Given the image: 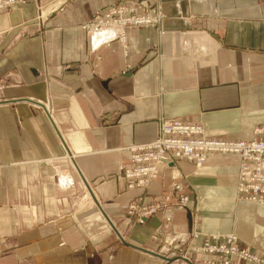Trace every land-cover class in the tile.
Listing matches in <instances>:
<instances>
[{
    "label": "crops",
    "instance_id": "1",
    "mask_svg": "<svg viewBox=\"0 0 264 264\" xmlns=\"http://www.w3.org/2000/svg\"><path fill=\"white\" fill-rule=\"evenodd\" d=\"M118 3L151 20L95 18ZM41 13L35 34L13 30ZM163 117L228 140L264 126V0H23L0 12V264H109L110 223L176 257L123 246L110 264H208L217 255L199 247L227 233L263 254L264 205L237 201V155L176 159L147 188L127 186L129 147ZM134 199L156 209L131 224Z\"/></svg>",
    "mask_w": 264,
    "mask_h": 264
},
{
    "label": "built area",
    "instance_id": "2",
    "mask_svg": "<svg viewBox=\"0 0 264 264\" xmlns=\"http://www.w3.org/2000/svg\"><path fill=\"white\" fill-rule=\"evenodd\" d=\"M15 0H0V8L14 3ZM137 5L118 3L103 11V17H95L104 23L140 24L150 21L149 16L141 14ZM104 19V20H101ZM254 137L248 140H228L209 138L200 123L185 122L175 117H163L159 121L157 136L146 143L133 144L129 147L130 159L122 166V174L129 188H147L158 176V167L173 160H188L196 167L202 165L212 153H231L239 157L237 174V195L241 198L264 205V126L253 129ZM179 184L172 185V191L178 193L172 204L171 195H164V201L175 207H183L187 194L179 193ZM137 199L130 203L128 213L137 210ZM140 208V207H139ZM155 207L140 208L141 216L155 211ZM142 211L143 214H142ZM180 237V235H179ZM214 242H205L199 247L200 252L207 251L217 255V260L208 264H236L234 258L248 263L264 264V258L252 253L247 247L240 246L235 236L227 234L212 237ZM174 240V239H173ZM171 241V243L173 242Z\"/></svg>",
    "mask_w": 264,
    "mask_h": 264
},
{
    "label": "rangeland",
    "instance_id": "3",
    "mask_svg": "<svg viewBox=\"0 0 264 264\" xmlns=\"http://www.w3.org/2000/svg\"><path fill=\"white\" fill-rule=\"evenodd\" d=\"M23 1V0H22ZM21 0H15V2L14 3H11L10 5H5L4 7H2V8H0V12H5V13H7V12H9V10L10 9H12V7L14 6V5H16L17 3H21L22 2ZM44 17H46V15H44V14H39V15H35V17H29V18H27L26 20H23L22 22H20V23H18L17 25H15V26H13L12 28H13V30H16V32H17V35L18 36H20L21 38H28V36H31L32 35V33L33 34H35V32H33V30L32 29H30V26L31 25H33L34 26V28H38L39 27V25L38 24H40V23H42V19H44ZM47 18V17H46ZM32 26V27H33ZM243 140H248V139H243ZM122 176H123V174H122ZM236 185H237V183H236ZM138 188V187H137ZM79 198V199H78ZM77 198V201L79 202V204L80 203H82L83 204V202H82V197H81V195L79 196ZM236 199H237V201H247V200H245V199H243V198H241L239 195H237V191H236ZM134 201H135V199H134ZM134 201H132V202H134ZM131 202V203H132ZM136 205H137V210H134L133 212H132V214H130V213H127L128 215H130V216H132L130 219H129V223H131V224H134V222H136L137 220L139 221V219H140V217H139V214L141 213L140 212V208H139V206H140V204H138L137 202H136ZM128 210H127V212L129 211V207L127 208ZM136 211V212H135ZM129 216V217H130ZM112 224V223H111ZM112 227V226H111ZM112 229H113V231H112V234L114 235V237H115V239H114V241H113V243H111L108 247H107V250L109 251V255L107 256L108 258V262H109V264L114 260V258L117 256V252H118V249L119 248H121V247H123V246H125V247H128V248H134V249H136L137 250V248H135L137 245H135V244H132V240H130L129 238H128V235H127V233H124L123 234V236L120 234V235H118V232H117V230H116V228H115V226L113 225V227H112ZM224 234V233H223ZM236 241L238 242V244H240V241L236 238ZM126 243H129V245L128 244H126ZM133 245L135 246V247H133ZM202 246V245H201ZM200 246V247H201ZM138 247V246H137ZM155 252H157V251H155ZM158 253V252H157ZM260 257H262V258H264V253L263 254H261V255H259ZM210 260H212V259H210ZM209 259H207V261H210ZM234 262L236 263H238V261H240L241 262V264H246V263H248V261H244V260H241V259H239V258H237V257H235L234 259ZM200 263L201 264H205V262H203V261H200ZM208 263V262H207ZM215 264H218L219 262H214ZM164 264H166V262L164 263ZM250 264H255V263H251L250 262Z\"/></svg>",
    "mask_w": 264,
    "mask_h": 264
},
{
    "label": "water",
    "instance_id": "4",
    "mask_svg": "<svg viewBox=\"0 0 264 264\" xmlns=\"http://www.w3.org/2000/svg\"><path fill=\"white\" fill-rule=\"evenodd\" d=\"M98 206H99V204H98ZM99 207H100V206H99ZM104 214H105V213H104ZM105 216H106V215H105ZM106 217H107V216H106ZM107 219H108V218H107ZM126 244L129 245V243H126ZM133 247H135V246L133 245ZM135 248H137L138 250H142V251H144V252H147V253H151V254H153V255H155V256H157V257H159V258L165 260L166 262H171V261H173V260L176 259V257L169 258V257H166V256H164V255H162V254H159V253H156V252L150 251V250L145 249V248H142V247H137V246H136Z\"/></svg>",
    "mask_w": 264,
    "mask_h": 264
},
{
    "label": "bare ground",
    "instance_id": "5",
    "mask_svg": "<svg viewBox=\"0 0 264 264\" xmlns=\"http://www.w3.org/2000/svg\"><path fill=\"white\" fill-rule=\"evenodd\" d=\"M50 115V114H49ZM61 146H62V148H63V150H67L66 149V145L64 144V143H61ZM199 167H201V165L199 166ZM199 167H197V168H199ZM237 191V190H236ZM257 204H259V205H263V204H260V203H257ZM110 225L113 227V225L110 223ZM227 234H230V235H232V236H235V235H233V233H227ZM118 235H120L119 233H118ZM149 254H151V253H149ZM153 255V254H152ZM168 263V262H167Z\"/></svg>",
    "mask_w": 264,
    "mask_h": 264
}]
</instances>
